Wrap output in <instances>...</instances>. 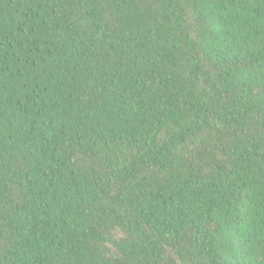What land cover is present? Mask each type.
<instances>
[{"label":"trees","instance_id":"16d2710c","mask_svg":"<svg viewBox=\"0 0 264 264\" xmlns=\"http://www.w3.org/2000/svg\"><path fill=\"white\" fill-rule=\"evenodd\" d=\"M0 264H264V0H0Z\"/></svg>","mask_w":264,"mask_h":264}]
</instances>
